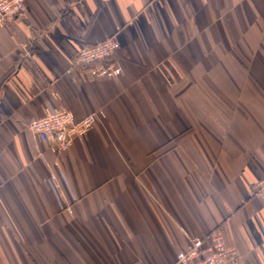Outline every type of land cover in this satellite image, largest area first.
Returning <instances> with one entry per match:
<instances>
[{
    "label": "crops",
    "instance_id": "obj_1",
    "mask_svg": "<svg viewBox=\"0 0 264 264\" xmlns=\"http://www.w3.org/2000/svg\"><path fill=\"white\" fill-rule=\"evenodd\" d=\"M111 35L120 76L74 64ZM58 107L97 116L61 154L26 126ZM263 177L264 0H26L0 27V264H182L217 227L264 264Z\"/></svg>",
    "mask_w": 264,
    "mask_h": 264
},
{
    "label": "built area",
    "instance_id": "obj_2",
    "mask_svg": "<svg viewBox=\"0 0 264 264\" xmlns=\"http://www.w3.org/2000/svg\"><path fill=\"white\" fill-rule=\"evenodd\" d=\"M26 9V0H0V27L19 17ZM121 44L114 36L86 43L77 52L74 64L94 78H114L120 76L124 67L116 53ZM96 114L77 117L65 107L50 108L47 112L27 122V129L40 140L49 143L56 153L70 149L78 136L84 135L96 121ZM52 184L56 180L50 177ZM60 193V188L53 185ZM251 196L264 199V177L251 188ZM182 264H244L235 243L225 239L220 228H214L203 236L191 237L185 250L177 255Z\"/></svg>",
    "mask_w": 264,
    "mask_h": 264
},
{
    "label": "trees",
    "instance_id": "obj_3",
    "mask_svg": "<svg viewBox=\"0 0 264 264\" xmlns=\"http://www.w3.org/2000/svg\"><path fill=\"white\" fill-rule=\"evenodd\" d=\"M218 228V227H217Z\"/></svg>",
    "mask_w": 264,
    "mask_h": 264
}]
</instances>
